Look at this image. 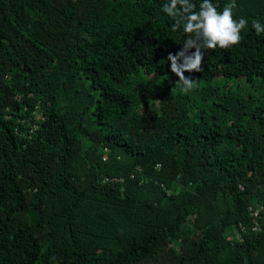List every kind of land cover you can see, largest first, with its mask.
Wrapping results in <instances>:
<instances>
[{"label":"trees","instance_id":"1","mask_svg":"<svg viewBox=\"0 0 264 264\" xmlns=\"http://www.w3.org/2000/svg\"><path fill=\"white\" fill-rule=\"evenodd\" d=\"M166 3L0 0V264H264V105L195 110L167 56L202 0ZM212 3L247 26L185 77L264 86V0Z\"/></svg>","mask_w":264,"mask_h":264},{"label":"clouds","instance_id":"2","mask_svg":"<svg viewBox=\"0 0 264 264\" xmlns=\"http://www.w3.org/2000/svg\"><path fill=\"white\" fill-rule=\"evenodd\" d=\"M175 7L176 0H172L171 5L166 3L163 6V11L173 18L175 21L173 29L178 30L181 28L180 22L176 14L171 11ZM234 7L235 4L232 3L226 5L223 11L219 12L212 0H202L198 11L194 10V4L190 6V10H180L181 13H187L186 16L182 15L181 18L186 20L183 32L189 34V38L184 42L179 52L175 54L169 52L167 60L171 62V72L179 78L178 83L183 86V91L186 92L192 89L195 83L194 78L185 77L184 73L201 72L203 70L201 65L206 50L215 49L217 46L224 49L241 42L240 33L247 26V21L240 19L237 22L233 19L232 9ZM252 26L257 34L264 32V26L259 22H254ZM201 30L203 36L207 38L203 44L197 43L200 39ZM189 48L196 49L192 57L186 56Z\"/></svg>","mask_w":264,"mask_h":264},{"label":"rangeland","instance_id":"3","mask_svg":"<svg viewBox=\"0 0 264 264\" xmlns=\"http://www.w3.org/2000/svg\"><path fill=\"white\" fill-rule=\"evenodd\" d=\"M194 85H197L196 89L192 92L188 91L193 107L197 110L204 106L203 109L207 114L221 116L223 110L220 105L225 102L229 94L242 95L243 98L251 96L264 105V86L257 79L251 84L242 79L216 77L209 81L197 82ZM204 87L213 88V90L207 94ZM241 122L246 123V116H243Z\"/></svg>","mask_w":264,"mask_h":264},{"label":"built area","instance_id":"4","mask_svg":"<svg viewBox=\"0 0 264 264\" xmlns=\"http://www.w3.org/2000/svg\"><path fill=\"white\" fill-rule=\"evenodd\" d=\"M252 213H253V215H255V216H257L258 215V212H259V209H252ZM255 228H258V226L256 225L255 227H254V229Z\"/></svg>","mask_w":264,"mask_h":264}]
</instances>
